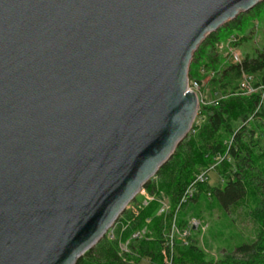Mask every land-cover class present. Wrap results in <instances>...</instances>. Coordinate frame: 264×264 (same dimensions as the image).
I'll list each match as a JSON object with an SVG mask.
<instances>
[{
	"label": "water",
	"instance_id": "1",
	"mask_svg": "<svg viewBox=\"0 0 264 264\" xmlns=\"http://www.w3.org/2000/svg\"><path fill=\"white\" fill-rule=\"evenodd\" d=\"M264 0H0V264H76L188 135L205 38Z\"/></svg>",
	"mask_w": 264,
	"mask_h": 264
},
{
	"label": "trees",
	"instance_id": "2",
	"mask_svg": "<svg viewBox=\"0 0 264 264\" xmlns=\"http://www.w3.org/2000/svg\"><path fill=\"white\" fill-rule=\"evenodd\" d=\"M262 11L264 1L210 33L194 54L190 80L200 82L202 77L211 76L215 85L212 97L207 96L200 104L188 135L142 188L157 198L160 193L169 194L168 209L159 213L157 198L147 206L137 207L138 212L126 207L115 227L76 264H143L144 260L148 264H168L166 256L172 258V264L196 261L204 252L193 241L186 244L181 238L175 240L171 256L166 231L173 216L187 204L195 211L196 204L205 199L225 213L245 207L256 223L254 241L240 243L222 263L264 264V100L260 90L245 94L241 88L244 75L254 77L253 87L257 89L264 83V46L256 55L246 54L237 63H223L219 51L223 39L228 35L238 38L248 21ZM240 39L234 45H239ZM212 168L225 179L224 187H212L208 179L195 182L198 174ZM191 185L193 194L182 203ZM139 195L140 192L128 206L141 203ZM113 229L114 236L110 234ZM138 231L144 232L133 236Z\"/></svg>",
	"mask_w": 264,
	"mask_h": 264
},
{
	"label": "rangeland",
	"instance_id": "3",
	"mask_svg": "<svg viewBox=\"0 0 264 264\" xmlns=\"http://www.w3.org/2000/svg\"><path fill=\"white\" fill-rule=\"evenodd\" d=\"M254 20L248 21L246 30H244L238 38H234V36L229 37L228 35L222 40L219 45V51L223 63H236L234 59L236 54H238L242 60L246 54L256 55V53L263 48L264 11ZM240 37L243 38L240 39ZM238 39L241 40L240 44L234 45V41ZM210 80L211 76L209 75L202 77L200 82L190 80V86L193 87V90L198 94L200 104L204 103L206 98L212 97L211 92L215 85ZM195 82H197V85H195ZM256 90L261 91V86L258 89L255 88L252 92ZM244 92L245 94L252 93L247 91ZM207 177V182L212 187H224L225 179L215 168L207 172ZM156 179L158 180V178ZM168 195L169 194L166 192L160 193L157 198L156 195L141 189L138 200L142 202L139 203L136 201L130 206H127V208L138 212V208L147 206L151 201L157 198L161 205V209L159 210V213H161L167 210L170 205V198ZM189 197L190 195L182 199V203L187 202L190 199ZM190 203H192V201ZM189 205L190 204H187L184 210L182 209L178 214L173 216L170 229L166 231V233H168L166 240H168L171 256L175 240L181 238L186 244L193 241L204 252L203 257H199L196 261L191 259L189 264H223L222 260L231 255L232 251L236 249L240 243L244 241H254L257 230L256 223L253 222L245 207H240L237 210L225 213L219 206L212 203L210 199L200 200L194 208L195 211H193L192 207H189ZM144 231H138L133 236L136 234V236H141ZM110 234L114 236V229ZM125 244L128 245V242ZM125 244H122V247L124 250H127ZM168 257L169 256H166L167 263L172 264V258ZM148 263V260L143 261V264Z\"/></svg>",
	"mask_w": 264,
	"mask_h": 264
},
{
	"label": "built area",
	"instance_id": "4",
	"mask_svg": "<svg viewBox=\"0 0 264 264\" xmlns=\"http://www.w3.org/2000/svg\"><path fill=\"white\" fill-rule=\"evenodd\" d=\"M235 61H236V63L237 62H241V59H240V56L238 55V54H236L235 55ZM254 80V77L253 76H251V75H244V77H243V81H242V83H241V88L244 90V91H247V92H252V91H254L255 90V88L253 87V85H252V81ZM195 85H197V82H195ZM190 88H191V90H193L194 88L193 87H191L190 86ZM195 91V90H194ZM261 91H262V98H264V83L261 85ZM206 179H208V177H207V171H204L203 173H201L200 175H198V177H197V180H199V181H204V180H206ZM196 180V181H197ZM195 181V182H196ZM194 182V183H195ZM193 185V184H192ZM192 185L190 186V188L187 190V192H186V195H185V197H187V196H192V194H193V189H192ZM141 192V191H140ZM185 197L183 198V199H185ZM117 222V221H116ZM116 222H115V224H116ZM115 224L111 227V228H114L115 227ZM137 235V234H136ZM135 235V236H136Z\"/></svg>",
	"mask_w": 264,
	"mask_h": 264
}]
</instances>
